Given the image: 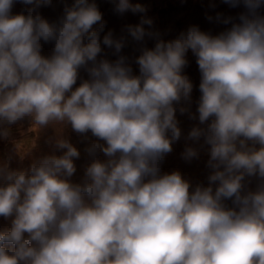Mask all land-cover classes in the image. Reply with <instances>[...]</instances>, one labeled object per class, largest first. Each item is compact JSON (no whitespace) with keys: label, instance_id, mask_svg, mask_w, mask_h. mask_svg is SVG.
I'll list each match as a JSON object with an SVG mask.
<instances>
[{"label":"clouds","instance_id":"clouds-1","mask_svg":"<svg viewBox=\"0 0 264 264\" xmlns=\"http://www.w3.org/2000/svg\"><path fill=\"white\" fill-rule=\"evenodd\" d=\"M219 2L243 9L206 16L223 30L164 39L130 0L113 11L139 22L119 34L95 0L54 22L34 14L52 0H0V139L25 121L70 127L86 157L74 181L81 151L55 135L61 154L0 164V264H264V0ZM16 3L31 7L13 15ZM177 111L196 121L186 134ZM182 139L185 163L207 155L206 184L162 172Z\"/></svg>","mask_w":264,"mask_h":264},{"label":"rangeland","instance_id":"rangeland-1","mask_svg":"<svg viewBox=\"0 0 264 264\" xmlns=\"http://www.w3.org/2000/svg\"><path fill=\"white\" fill-rule=\"evenodd\" d=\"M72 0H52L49 6H42L34 12L38 13L49 22L56 21L62 14L65 4L70 5ZM99 10L103 14V19L107 23V29H112L116 34H119L123 25L128 23H138L140 14L125 13L119 16L114 13L116 0H95ZM131 3H139L147 9L146 15L153 20V29L159 31L164 39L174 38L180 31L185 30L190 25H197L202 31L216 34L223 30L224 25L209 22L206 19L207 15H214L215 11L222 12L224 15L235 16L243 9H229L226 5L215 0L216 9L209 8V0H130ZM31 6H26L21 3L14 4L12 14L26 13V9ZM264 11V10H262ZM148 46H152V42H148ZM51 51V45H44L42 54L48 55ZM125 54H132L131 48L124 50ZM110 59L115 57L109 56ZM188 66L184 69L186 74L193 84L191 94L190 111L195 113L196 102L199 97V71L195 63V58L191 52L187 54ZM136 71L135 65H133ZM81 75L86 78V73L83 71ZM79 83V81H78ZM177 119L180 122L179 126L186 134L190 127L196 123L188 119L187 114L181 115L177 111ZM55 135H62L81 151V159L74 161L77 165V173L73 177L77 181L82 175V165L86 162V157L83 153L84 143L81 142V137L73 133L68 128H63L60 125H54L51 128L40 131L34 125H29L27 121L20 125H14L11 128V134L8 139H0V164L7 163L12 169H27L28 166L49 154H61L54 150L52 144L48 141ZM183 139L173 145V151L165 157V162L162 165V172L179 171L185 179L196 183H205L208 169L205 167L207 155L201 152L198 160H193L191 163H185L180 158V153L183 151ZM256 181L253 180L250 187L254 188ZM8 222L0 217V229L6 228Z\"/></svg>","mask_w":264,"mask_h":264}]
</instances>
